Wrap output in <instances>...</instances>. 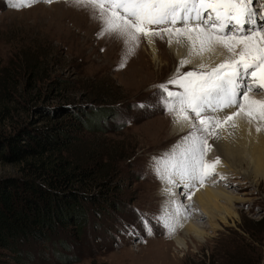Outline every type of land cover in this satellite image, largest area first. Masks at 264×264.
Segmentation results:
<instances>
[{
  "label": "rangeland",
  "instance_id": "obj_1",
  "mask_svg": "<svg viewBox=\"0 0 264 264\" xmlns=\"http://www.w3.org/2000/svg\"><path fill=\"white\" fill-rule=\"evenodd\" d=\"M13 2L0 0V70L13 69L19 65L18 61L38 62L40 74L48 75L38 86L48 92L47 106L76 102L95 116L99 111L104 113L93 126L97 125V130L76 132L73 141L78 140L74 151L84 155L92 150L103 166L102 172L98 171L92 178L91 191L97 190L94 185L102 175L107 171L109 174L99 181L105 182L102 199L105 201L100 205H86L87 218L78 231L68 227L52 232L45 243L29 242L20 246L21 254L30 252L29 264H60L57 257L60 255L74 258L71 264H197L202 257L217 259L222 264L234 259L264 264V181L255 184L237 176L244 184H227L223 178L230 179L229 176L220 178L216 173L211 174L209 183L214 182L213 186H221L240 199L232 205L235 215L211 227L207 218H199L198 211L197 223L205 235L199 240L185 237L187 246L183 249L174 245L172 234L160 223V199L155 198L158 178L153 161L169 152L177 142L167 139L168 120L172 115L160 105V90L154 87L167 81L178 66L166 51L164 39H155L163 58L159 64L144 54L145 43L141 38L137 51L121 68L123 42L114 36H99L101 25L91 18L87 7L74 6L70 0H38L30 6L14 8ZM35 53L42 57L40 62ZM228 56L226 53L225 57ZM143 60L149 69L136 73ZM187 71L190 70L182 72ZM48 79L71 83L57 87L44 83ZM263 92H251L249 96L264 100ZM11 114L12 117L19 115L16 108ZM29 115L37 117L38 113L31 110ZM189 115L199 125V120ZM162 120L163 128L159 123ZM157 125L163 133L153 139L150 134ZM207 139L208 144L212 142L210 136ZM210 149L205 148V158L217 159L213 152L209 153ZM89 167L97 169L90 162ZM17 176L18 165L0 158V179ZM177 191L180 196L183 194L181 187ZM187 200L186 195L180 197L181 203ZM245 219H260L261 223L252 227ZM145 220L152 228L151 235L145 228ZM244 225L251 227L249 232L253 238L249 239L242 231ZM25 258L18 261L12 252L0 249L1 264H26Z\"/></svg>",
  "mask_w": 264,
  "mask_h": 264
},
{
  "label": "snow or ice",
  "instance_id": "obj_2",
  "mask_svg": "<svg viewBox=\"0 0 264 264\" xmlns=\"http://www.w3.org/2000/svg\"><path fill=\"white\" fill-rule=\"evenodd\" d=\"M36 2L14 0L11 6L19 8ZM70 2L91 11L92 18L101 25L99 36H114L123 42L121 68L135 54L141 38L152 45L156 38L166 36L170 46L175 43L187 49V57L179 61L168 80L154 85L160 90L159 103L173 116V123L190 128L169 152L154 158V171L162 183H179L185 188L197 181L203 185L210 170L215 171L220 164V158L205 161V148L211 147L207 137L219 139L216 130L236 128L237 118H246L249 123L264 121V100L249 96L251 92L264 91V4L258 12L254 0ZM214 45H221L234 58L209 68L202 58L206 52L215 51ZM193 56L201 58V62L193 70L182 72ZM190 113L199 120V127ZM256 131L261 128L257 126ZM164 190L168 192L170 187ZM165 227L169 234L175 231L170 224ZM145 228L151 235L152 228L146 220Z\"/></svg>",
  "mask_w": 264,
  "mask_h": 264
},
{
  "label": "trees",
  "instance_id": "obj_3",
  "mask_svg": "<svg viewBox=\"0 0 264 264\" xmlns=\"http://www.w3.org/2000/svg\"><path fill=\"white\" fill-rule=\"evenodd\" d=\"M35 56L40 62L39 53ZM34 62L18 61L19 65L13 69L0 70V158L18 165L19 172L17 177L0 179V249L9 250L21 262V258L26 257L23 261L26 264L31 262L30 252L21 254L20 246L29 242L45 243L52 232L68 227L78 231L87 218L86 205H100L105 201L102 200L105 182L99 181L109 175L108 171L102 175L94 185L97 190L91 191L92 178L98 171L102 172L103 166L92 150L84 155L74 151L78 140L73 141L76 132L97 130V125L93 126L104 113L99 111L95 116L76 102L47 106L48 92L38 86L48 75H41L39 63ZM44 83L59 87L71 82L51 79ZM13 104L18 106L13 107ZM15 108L18 117H12L11 111ZM31 110H36L38 116L31 117ZM89 162L97 169H91ZM245 220L252 227L261 223L260 219ZM242 227L249 239L253 238L249 232L251 227ZM58 242L66 248L64 243ZM57 257L60 264L75 261L70 256ZM197 264L222 262L202 257ZM227 264H248V261L234 259Z\"/></svg>",
  "mask_w": 264,
  "mask_h": 264
},
{
  "label": "bare ground",
  "instance_id": "obj_4",
  "mask_svg": "<svg viewBox=\"0 0 264 264\" xmlns=\"http://www.w3.org/2000/svg\"><path fill=\"white\" fill-rule=\"evenodd\" d=\"M255 3H257L258 6ZM261 4H264V0H254V6L258 12L261 10ZM209 11L211 10L209 9ZM162 42L166 46V51L170 55L173 63L178 65L182 58L187 57L186 48L176 45L175 43L170 46L166 36ZM144 43V54L150 56L151 62L159 64L163 58L161 56V51H159L158 42L155 40V43L150 45L147 40L144 39ZM214 48V52H206L202 58L203 62L209 68L223 63L227 59L234 58L221 45H214ZM226 53L229 54L228 58L225 57ZM191 59L192 63L184 66L181 71L186 69L193 70L198 66L199 62H201V58L196 56L191 57ZM139 60H141V58ZM143 61L144 64L136 69V73H143L145 70L149 69L147 61ZM250 98L255 99L253 97ZM168 121H170V126L167 139L177 140L174 144L176 145L181 141L182 137L188 135L190 128L174 124L173 116H170ZM159 123L162 124L161 126L163 128V120L159 121ZM236 123L237 127L234 129L227 126L222 129H217L216 131L219 133V139L210 136L212 142L209 143L211 145L209 153L212 154L213 152L217 158H220V164L216 165L215 171L210 170V172L211 174L216 173L215 175L221 176L220 178L229 176L230 179L226 177L223 178L226 179L227 184L241 182L237 180L239 176H242L244 181L250 183L256 184L259 181H264V122L257 120L249 123L246 118H237ZM197 126L199 127V125ZM257 126L261 128L260 132L256 131ZM162 128L157 125L153 133L151 132L150 137L153 139L159 137L160 134L163 133ZM214 159L205 158V161L211 163L216 160ZM210 175L206 176L203 185L197 181L191 188H185L179 183L169 186L162 183L160 179H157L158 191L155 198L160 199L158 218L164 227L166 224L174 226L175 231L172 232L171 240L178 249H183L187 246L185 237H193L199 240L205 235V230L199 227L197 219L205 217L211 227H216L217 222L225 221L226 218H232L235 215V210L232 205L240 199L226 192L221 186H213L214 182L209 183L210 181L207 180L210 178ZM241 184H244V182H241ZM166 187H170V191L166 192L164 190ZM180 187L183 193L181 196L177 191ZM183 195H186L188 198L185 203H181L180 201V197ZM189 197H191V199H189ZM198 211L201 213L199 218Z\"/></svg>",
  "mask_w": 264,
  "mask_h": 264
}]
</instances>
